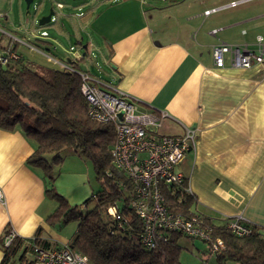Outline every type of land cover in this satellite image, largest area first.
<instances>
[{"label": "crops", "instance_id": "crops-1", "mask_svg": "<svg viewBox=\"0 0 264 264\" xmlns=\"http://www.w3.org/2000/svg\"><path fill=\"white\" fill-rule=\"evenodd\" d=\"M232 1L237 0H91L77 16L86 27L72 25L79 33L97 32L99 45L89 41L83 56L72 46L75 59L67 61L100 51L109 68L105 79L84 72L129 96L140 112H166L162 134L195 129L196 149L179 165L197 200L194 211L215 224L241 216L263 230L264 68L234 69L227 62L226 68L217 69L212 48L220 42L253 43L261 34L251 39L239 27L264 14L243 20L235 13L242 4L204 15ZM60 28L58 22L52 29ZM216 29L221 30L212 36ZM77 41L81 46L83 38ZM53 42L51 38L42 45L47 48ZM25 54L36 61V54ZM43 59L45 67L53 68ZM36 149L21 130L0 129V189L6 198V206L0 205V244L7 230L29 240L43 227L50 241L63 245L51 237L46 223L58 205L46 196L43 173L28 164ZM64 156L77 157L72 150ZM2 258L0 246V263Z\"/></svg>", "mask_w": 264, "mask_h": 264}, {"label": "trees", "instance_id": "trees-1", "mask_svg": "<svg viewBox=\"0 0 264 264\" xmlns=\"http://www.w3.org/2000/svg\"><path fill=\"white\" fill-rule=\"evenodd\" d=\"M0 42V48H1ZM35 62L23 59L20 62L0 65V129L21 130L37 145L28 164L39 169L47 180L46 196L58 203L47 218L49 227L64 226L77 221L70 247L86 256L90 264H182L179 241L182 235L171 233L168 240L155 250H146L136 242L142 233V222L129 208V198L120 189L118 182L129 183L112 165L111 148L115 143V128L91 119L89 104L81 91V78L77 73L45 67L46 74L36 71ZM67 150L89 162L93 168L100 190L83 205L70 206L54 188V168L62 165ZM50 157V159H48ZM108 172L112 176H108ZM163 193L172 210L183 215L197 214L194 211L196 197L175 192L164 187ZM94 196L98 202L92 209ZM118 206L119 222H106L101 210L106 205ZM211 224L214 236L225 243V250L215 255L216 264H264V229L253 225V233L238 237L228 232L223 223ZM10 232L7 230L6 235ZM41 249L59 247L48 239L43 227H39L33 239L15 237L9 246L0 244L3 258L0 264H36L33 246Z\"/></svg>", "mask_w": 264, "mask_h": 264}, {"label": "built area", "instance_id": "built-area-1", "mask_svg": "<svg viewBox=\"0 0 264 264\" xmlns=\"http://www.w3.org/2000/svg\"><path fill=\"white\" fill-rule=\"evenodd\" d=\"M253 0H237L204 12L205 16L221 10L236 8ZM63 6L57 3V8ZM0 19L7 16L0 14ZM52 28H58V20L53 15ZM27 29L18 36L0 27V65L8 66L23 59L30 60L28 55L36 54L47 58L54 69L77 73L81 78V91L89 104V115L92 120L101 124H111L115 128L116 139L111 148L113 168L123 175L119 187L129 198V208L142 222V233L136 242L146 250H155L168 240V235L177 233L191 240L202 241L209 246L212 254L223 252L225 243L214 236L213 228L205 222L200 214L190 216L172 210L163 193L164 187L173 191L193 194L188 180L179 170L182 160L194 152L198 142L195 129L185 127L181 135L161 133L164 121L169 117L166 112L154 110L140 112L134 101L126 94L113 89L108 84L98 83L87 72L78 70L77 60L62 61L52 54L55 43L43 47L51 40L47 26ZM221 29L212 30L216 36ZM245 33V32H244ZM213 64L217 69L229 67L249 69L255 66L264 68V37L258 35L253 43L232 44L220 42L212 48ZM108 176H112L108 172ZM98 202L94 196L93 204ZM0 205L6 206V198L0 189ZM87 205H83L85 209ZM104 221L119 222L121 214L118 206L106 205L101 210ZM225 229L238 236L247 237L253 233V225L243 217L236 216L223 222ZM17 237L11 229L4 237V245L9 246ZM33 259L36 264H90L88 258L74 251L69 243L54 249L46 250L33 246Z\"/></svg>", "mask_w": 264, "mask_h": 264}, {"label": "rangeland", "instance_id": "rangeland-1", "mask_svg": "<svg viewBox=\"0 0 264 264\" xmlns=\"http://www.w3.org/2000/svg\"><path fill=\"white\" fill-rule=\"evenodd\" d=\"M90 2L91 0H34L30 5V14L27 15L25 0H0V14L7 16V19H0V27L5 31L25 37L26 35L22 33L24 28H38L39 20L48 15L50 9H54L61 28L55 31L50 27L51 24L47 26L49 35L55 43V50H52V54L63 61H67L69 58L75 59L73 52H71L72 46L83 56L85 52L83 46L89 41H92L97 47L99 45L100 37L97 32L86 28L87 30L79 33L72 25L76 23L83 29L86 27V24L82 23L77 16L81 11L88 9ZM57 3L63 4V9H58ZM235 13L239 14L243 20H250L257 15L264 14V0H255L244 4L235 9ZM239 28L246 29L250 33L248 38L251 39L257 34L264 35V18L246 21ZM78 37L83 38L81 46L77 43ZM43 58V56L37 55L36 61H34L36 64L33 68L42 74H46L44 69L46 64ZM75 67L80 71H87L99 79H105L109 69L103 61L100 51L89 53L88 57L76 62ZM55 168L54 188L68 201L70 206L81 208L92 195H97L99 192L100 187L96 182L92 167L82 159L70 157L65 159L62 165L55 166ZM55 203L58 205L57 202ZM93 207V203L88 205V209ZM77 226V221H71L64 226L51 227L50 235L55 241L64 244L71 240ZM179 245L182 247L179 258L182 264H216L215 255L210 252L209 246L202 241L183 237Z\"/></svg>", "mask_w": 264, "mask_h": 264}, {"label": "water", "instance_id": "water-1", "mask_svg": "<svg viewBox=\"0 0 264 264\" xmlns=\"http://www.w3.org/2000/svg\"><path fill=\"white\" fill-rule=\"evenodd\" d=\"M34 0H25L26 2V14L29 15L30 14V5ZM54 15V11L53 9H50L48 15L43 16L40 20H39V25L40 26H44L47 25L50 21L52 16ZM261 234L264 235V232H261Z\"/></svg>", "mask_w": 264, "mask_h": 264}]
</instances>
